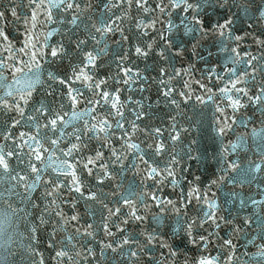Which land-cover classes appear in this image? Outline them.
Returning <instances> with one entry per match:
<instances>
[{
    "label": "snow or ice",
    "instance_id": "obj_1",
    "mask_svg": "<svg viewBox=\"0 0 264 264\" xmlns=\"http://www.w3.org/2000/svg\"><path fill=\"white\" fill-rule=\"evenodd\" d=\"M238 20L257 25L252 40L259 45L258 56L238 51L250 35L233 32ZM262 21L264 0H0V52L7 55V59L0 56V185H7L0 188V230L23 220L27 260L21 255L20 264H221L222 257L224 264L233 260L264 264ZM54 22L60 27L51 28L42 42H34L37 24ZM57 33L60 38L51 45L48 38ZM214 34L222 38L226 60L245 68L239 75L236 68H227V83L219 88V96L208 95L216 109L211 117L215 135L211 144L201 146L188 133L196 126L203 129L204 114L196 107L203 97L189 83L193 66L178 69L176 61L186 51L185 37L196 41L195 51L199 39ZM48 48L55 70L45 74L39 64L35 70L28 67L48 57L44 51ZM199 59L210 63L203 56ZM6 70L19 75L10 81ZM213 79L223 82V76L209 67L194 82L211 93L207 81ZM122 94H126L123 100ZM81 102L85 106L77 109ZM66 107L71 112L68 119ZM228 108L233 115L226 112ZM246 108L260 113V128L237 135L234 113ZM246 120L255 122L253 116H246L239 124L246 126ZM238 149L252 151L256 159L242 164ZM234 153L236 158L229 160ZM189 161L205 164V172L211 167L216 176L208 177L203 191L201 176L193 174L188 181L185 168L193 167ZM208 161H215L220 175ZM128 172L141 173V183L130 185L119 196L104 190ZM146 180L151 185L143 183ZM166 184L179 188L177 199L161 195ZM229 185L249 189L254 185L255 194ZM213 189L222 195L216 196ZM110 195L116 198L109 199ZM179 199L184 204L177 207ZM193 200L199 207L194 206L195 215H189L186 209ZM152 204L161 208L149 216ZM62 205H70L72 214H66ZM165 209L178 214L171 243L165 239L167 232L161 231ZM145 221L149 223L141 228ZM252 225L259 229L258 245L248 239ZM49 227L45 256L38 254L37 234ZM224 229L227 239L220 235ZM240 233L257 247L256 253L247 254V261L236 255L233 237ZM101 235L108 239L97 241ZM224 247L228 252L218 251L216 256L193 255L190 260L187 255Z\"/></svg>",
    "mask_w": 264,
    "mask_h": 264
},
{
    "label": "water",
    "instance_id": "obj_2",
    "mask_svg": "<svg viewBox=\"0 0 264 264\" xmlns=\"http://www.w3.org/2000/svg\"><path fill=\"white\" fill-rule=\"evenodd\" d=\"M19 2V0H17ZM235 10V9H233ZM222 14V13H221ZM261 24H264V21L260 22ZM53 27H60V25L56 24L55 22L52 24H37V27L34 31V37L35 41H40L42 42L45 38V34L50 31L51 28ZM157 27H160L158 24ZM24 26H21V33H23ZM259 29L257 28V25L253 23L252 21H246V22H240L239 20L235 23L233 27V32L237 35L244 36L245 32L249 33L250 35L245 37L244 41L241 42L240 48L238 51L241 52V55L243 54L244 51L250 52L253 56H258L259 53V45H256L253 43L252 36L258 34ZM15 35V34H14ZM198 35V34H197ZM59 34H53L51 37L48 38L49 43L51 45H54L56 41L59 39ZM118 39V36L116 37ZM221 37L218 35H213L211 37H204L202 39H199V43L197 44L196 50L193 51L192 45L196 43V41L192 40L191 37H185L184 38V43H185V49L186 51L184 54L176 61V66L178 69H189V66L192 65L193 67L191 68V73H192V78L189 80V83L192 85V88L195 90V94L201 95L203 97V103L196 101V107L200 110H202L204 114V125L203 129H201L199 126H196L192 128L189 133H188V138L189 139H197L200 141L201 146L204 144H211V137L215 135V121L211 120L212 114L216 112L215 107L213 106V101L209 100L207 97L208 95H212L213 99H216L217 96H219V88L224 87V85L227 83V76L228 73L226 71L227 68H236L237 69V75L241 73V70L245 68V65L243 63L241 64H232L231 62L226 60L227 53L223 51V48L221 46ZM232 47H235V44H231V42H228ZM17 47L22 46V44L16 45ZM127 48V45L125 46ZM36 52H40L41 48L39 46L36 47L35 49ZM44 51L49 52V56L45 57L44 59L38 58L34 64L29 65L28 67H31L33 70H35V65L39 64L40 69L42 73H45L48 70H55L54 65L52 64V59L50 57V48L44 49ZM209 52L212 53L211 56H209ZM0 56H4L5 59H7V55L5 53L0 52ZM199 56H203L205 60L210 61L209 64H205L203 60L199 59ZM25 61L28 60V56H23L22 57ZM242 59H246L245 57L242 56ZM17 66H21L19 64V60L16 61ZM255 63V61L253 62ZM143 67V65H141ZM209 67L214 68V72L217 75H222L223 76V82L221 80H209L207 81V87L209 89H212L211 93L205 91L204 89H201L199 85L195 84V80L201 79V73L206 72ZM27 67L25 68V71L27 72ZM248 72H251V66L247 68ZM6 74L8 75V79L11 81L13 75H19L17 73L12 72V70H6ZM257 80L261 78V74L257 73ZM46 78V75H45ZM185 80H188V76L184 75L183 77ZM202 82H204L202 80ZM47 87V85H44ZM238 87H244L243 84L237 85ZM39 87V86H38ZM230 87V85H229ZM0 95H3V92L0 91ZM34 96L38 95V92L33 93ZM126 94H122L121 99L123 100L125 98ZM145 95H148V93H145ZM134 98H139V97H134ZM223 97L220 98L222 100ZM220 100H217V103L220 102ZM187 104H191L192 101H187ZM84 103L81 102L80 105H77V109H82L84 107ZM255 106H253L254 108ZM253 108H246V109H240L237 110L234 115L236 117V123L233 124V128L236 129V134L239 135L240 133H251L252 128L255 127L257 129L260 128V113L258 111L254 112ZM27 111V110H26ZM64 111L68 113V115L65 116V119H68L71 115L70 109L65 108ZM226 112L229 115H233L232 110L230 108L226 109ZM127 110L125 111V115H127ZM15 115V113H13ZM189 115L191 116L192 113L190 112ZM217 115H220L217 113ZM246 116H253L255 119V122H248L247 120L245 121L246 126H242L239 124V121L241 118H244ZM231 122V121H229ZM209 124H211V127H209ZM77 127L79 126V123L76 125ZM127 126V125H126ZM187 126V125H185ZM72 125H69V127L66 129V131H71L72 130ZM137 135H139V132H137ZM183 133H182V138H183ZM230 139L235 141L236 136H233L231 133H229ZM185 143H188V140L184 141ZM65 143L60 144L59 147L63 148ZM195 147V146H194ZM249 147L251 148L252 151H255V145L251 144L249 142ZM212 148L209 147V153H211ZM252 151H248L247 149H238L239 152V158L241 163H245L247 159H256V157L252 156ZM47 155V153H46ZM57 157H60V153H56ZM62 158V157H61ZM236 158V154H232L228 157L229 160ZM189 164L193 165L191 168H185V172L190 173L188 175V181L191 182L193 179V174L196 176H201V180L203 183H201V189L202 191L204 190V184L208 182V177L211 176L213 179L216 178V176L212 175V168L209 167L208 170L205 172V164L198 163L196 161H189ZM209 165L215 166L217 171L216 175H220L219 173V166L215 165V161H208L207 162ZM38 167L40 166L39 164L37 165ZM179 172V169H177ZM203 173V175H202ZM179 179V175L176 177ZM142 181V174L137 172H128L125 174V177L120 179V180H115L112 182V187L110 188H105L104 190L111 193L112 191H115L116 196L121 195L122 193H125L126 190L129 188L130 185H139ZM87 183V182H85ZM107 183V181H105ZM121 184L120 188H115V184ZM143 183L151 185L152 181L146 180L143 181ZM181 186H186L183 183ZM7 187V185H0V188ZM235 187V190L237 191H242L248 194H255V186H252V189H249L248 185H244L243 188L240 186H232L229 185L228 188H233ZM228 188H225L224 190L227 191ZM152 191H155V189H151ZM179 191V188L173 189L170 184H166L163 188V191L161 192V195L164 197H171L173 199H177L175 196V193ZM213 193L216 196H221L222 193L218 192L216 189H213ZM212 194L210 193V198ZM115 196L110 195L109 199H115ZM259 198V197H257ZM107 202V201H106ZM149 203L151 204V199L149 198ZM181 204H184L183 199H179V202L177 204V207H180ZM2 206V205H0ZM199 207L196 205L195 200H193V203L191 205L187 206V212L189 215H195L193 213L192 209L193 207ZM111 207V205H109ZM125 209L127 206H123ZM137 207L139 205L137 204ZM63 211L71 215L72 212H70V205H62ZM161 206L152 204L151 207V212L148 213L149 216H151L153 213H159L160 212ZM184 210V209H182ZM142 211V210H141ZM165 218V225L161 228L162 232H167V235L165 236V239L171 243L173 241V237L171 235L172 231L176 227L177 219H178V214L174 213L172 211H169L168 209H165V211L162 214ZM89 223H92L93 221L89 219ZM75 223V222H72ZM83 223V221L81 222ZM133 223H139V222H133ZM149 221H145L144 224L141 225V228L145 227ZM95 227V225H94ZM153 227L155 225L153 224ZM51 231V228H47L46 231L42 233H38V239L39 243L36 244V247L38 249V254L39 253H44L45 256L48 255V250H49V245L46 243V238L48 235V232ZM228 229H224L223 231L220 232L221 237H224L225 239L228 238L226 236V232ZM248 231L251 232V235L248 236V239H253L255 240V244L258 245L260 243L259 239H257V236L259 234V229L255 227V225L250 226ZM27 233L24 232L23 230V220H17L13 223V227L8 229V233L6 238L5 237H0V264H20V257L21 255H24L25 260H27V249H26V244H27ZM104 238L108 239L107 237L104 236H98L97 241L99 239ZM118 238V237H117ZM234 243L236 244V255L240 257L241 260L247 261L249 259V255L247 254H252L257 252V247L254 246L253 244L247 243V240L245 239V234L240 233L237 234L236 236L233 237ZM6 241V242H5ZM35 243V242H34ZM219 241H216V244H219ZM165 253H167V249H161ZM184 246L181 245V251H184ZM218 251H223V252H228V248L224 247L223 249L220 248H209L207 252H205L204 249H200L198 252H192L189 251L187 252V255L189 259L191 260V257L193 255H201V254H210L212 256H216ZM243 254V255H242ZM183 259V258H181ZM226 257L221 258V264H224V260ZM254 259H259V257H255ZM232 264H235V260L232 261Z\"/></svg>",
    "mask_w": 264,
    "mask_h": 264
},
{
    "label": "clouds",
    "instance_id": "obj_3",
    "mask_svg": "<svg viewBox=\"0 0 264 264\" xmlns=\"http://www.w3.org/2000/svg\"><path fill=\"white\" fill-rule=\"evenodd\" d=\"M8 229L9 228L7 226H4V228L2 230H0V237H5L6 238L7 233H8Z\"/></svg>",
    "mask_w": 264,
    "mask_h": 264
}]
</instances>
